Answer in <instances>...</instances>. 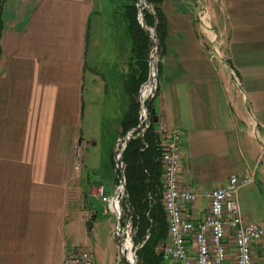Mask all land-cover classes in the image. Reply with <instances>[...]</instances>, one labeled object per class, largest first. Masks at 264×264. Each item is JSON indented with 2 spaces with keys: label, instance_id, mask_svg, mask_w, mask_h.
Wrapping results in <instances>:
<instances>
[{
  "label": "crops",
  "instance_id": "0c3cea01",
  "mask_svg": "<svg viewBox=\"0 0 264 264\" xmlns=\"http://www.w3.org/2000/svg\"><path fill=\"white\" fill-rule=\"evenodd\" d=\"M203 5L162 1L167 32L155 98L157 140L163 144L172 131H181L180 183L198 196L184 210L188 219H205L208 190L227 185L231 175H250L253 183L237 194L241 216L245 224H261L264 0H203ZM102 9L103 0L2 2L0 264H64L72 252L61 228L71 182L79 177L76 143L86 68L100 61L89 55L91 22ZM131 56L130 40L121 39L107 75L91 78H99L107 94L100 119L120 126L118 140L129 107L125 81ZM90 191L85 200L102 202Z\"/></svg>",
  "mask_w": 264,
  "mask_h": 264
},
{
  "label": "rangeland",
  "instance_id": "374dc122",
  "mask_svg": "<svg viewBox=\"0 0 264 264\" xmlns=\"http://www.w3.org/2000/svg\"><path fill=\"white\" fill-rule=\"evenodd\" d=\"M3 1L4 0H2V2ZM198 1L200 6L204 8L203 0ZM126 4L128 3L119 0H103V9L98 11L100 14L96 12L92 17L90 35L94 37H91L89 55L91 57L95 56V58L100 61L97 65L89 62L86 68L87 77L83 92V122L79 129L76 143L78 154L80 155L76 160L78 166L77 174L79 177H75L74 181L71 182L66 214L67 219L66 223L63 224L61 228V234L65 239L69 252L72 251L73 253H77L81 250L89 251L92 255L94 264H130L129 261L120 254L119 243L115 239L117 216L111 212L108 204H103L95 199L85 200L84 198L86 192H89L92 187L98 185H103L107 193L114 192L115 194L121 183L120 171L122 170L125 173L122 157L119 166H116V158L123 143V141L121 143L120 140L124 138L122 137L118 140L120 126L115 123L113 124L111 121H107V119H100V116L106 115L105 112L99 110L101 108V103H103L104 96L107 97V94L105 93L104 95L102 83L99 78L103 80V77L107 73V67L112 65L110 62L112 58L109 57H112L115 44L119 43L121 39H124L125 43L130 40L131 43L126 27ZM138 6L139 0L136 2V7L138 10V19L140 20ZM141 6L142 9L153 13V8L148 3V0L147 6L149 9L145 8V4ZM99 16L101 18H99ZM205 18L206 17L203 18V21H205ZM97 20H99V22H96ZM97 23L100 24L97 25ZM147 28L155 38H158L156 27L147 26ZM96 39L97 43L95 44ZM112 43L113 46L107 48V45ZM152 43L153 48L150 56L155 51V44L153 41ZM161 57L160 48L158 52V65ZM117 67V65H114V68ZM114 71L115 73L118 72L117 69ZM94 73L99 77H96V81H92L93 79H91ZM158 75L155 91L151 93L144 102L146 107H148V102L150 100L152 102L157 95L159 85ZM147 91L148 88L145 87L143 89V97L146 95ZM150 123L151 117L150 121L145 123L142 128L149 127ZM74 186L78 187V191L72 190ZM124 199V210L121 215L120 229L121 231L123 230L122 228H124L126 221H131L132 228L128 235L132 246L131 252L125 251V255L128 256L130 260L134 253H136L135 264H137V251L141 248L142 243L136 244L135 242L138 228L135 227L134 224L136 216L133 207L130 206L131 204L128 201L127 192ZM130 207L132 211L128 210ZM93 215H95V217H93ZM89 223H91V225ZM90 227L92 228L90 229ZM148 238L149 236L146 237V239ZM74 245H78V247L75 249L72 248Z\"/></svg>",
  "mask_w": 264,
  "mask_h": 264
},
{
  "label": "built area",
  "instance_id": "2783aa9c",
  "mask_svg": "<svg viewBox=\"0 0 264 264\" xmlns=\"http://www.w3.org/2000/svg\"><path fill=\"white\" fill-rule=\"evenodd\" d=\"M162 148L163 204L168 221L163 264H264V223L245 224L237 198L241 187L253 183V176L231 175L227 185L208 190L205 196L209 199V212L204 220L195 223L184 213L185 208L197 202L198 196L180 183L181 131H172ZM105 190L103 185L94 186L90 194L108 203L111 212L118 216L120 203L124 210L125 195L117 194L122 187L111 198ZM122 229L128 241L131 221H126ZM64 264L94 262L89 251L81 250L70 253Z\"/></svg>",
  "mask_w": 264,
  "mask_h": 264
},
{
  "label": "trees",
  "instance_id": "16d2710c",
  "mask_svg": "<svg viewBox=\"0 0 264 264\" xmlns=\"http://www.w3.org/2000/svg\"><path fill=\"white\" fill-rule=\"evenodd\" d=\"M127 2L126 19L131 39V62L129 76L125 81V89L129 97V107L121 126L122 137L140 124L141 104L139 91L149 78L150 53L153 43L143 30L138 19L137 0H119ZM163 0H148L153 13L144 10L146 24L156 27L160 40L161 54L164 53L167 19L162 11ZM2 0H0L1 12ZM2 25L0 21V35ZM159 77L161 58L159 61ZM157 96V95H156ZM155 96V98H156ZM155 98L148 102L151 123L145 133L141 130L132 134L127 148L122 155L126 177V192L128 201L136 216L134 224L137 227L136 244H141L137 251V264H163V247L168 239V221L164 209V185L162 181L163 148L157 140V124L153 117L157 115ZM91 225V223H89ZM123 225V221H122ZM92 227H90L91 229ZM149 236L148 239L146 237ZM144 243V244H143Z\"/></svg>",
  "mask_w": 264,
  "mask_h": 264
},
{
  "label": "water",
  "instance_id": "95a60500",
  "mask_svg": "<svg viewBox=\"0 0 264 264\" xmlns=\"http://www.w3.org/2000/svg\"><path fill=\"white\" fill-rule=\"evenodd\" d=\"M142 4H145V8L149 9V7L147 6V0H139V6H138V9H139V12L140 14H142V18L140 19V23H141V26L143 28V30L145 31V33L148 35V37L154 42L155 44V51L153 52V54L150 56V73H149V79L148 81L143 84L140 88V91H139V101L141 103V122H140V125L135 128V129H131L130 131H128L126 133V135L124 136V138L122 139L123 140V146L119 152V155H117V158H116V166H119V163H120V160H121V157L124 153V151L126 150L127 148V145H128V142L129 140L131 139V136L134 132L136 131H139V130H142V127L145 123L149 122L150 121V116H149V110H148V107L145 106V101H143L142 99V90L143 88L146 86V85H149L151 86V93H153L156 89V86H157V75H158V52H159V49H160V40L156 37H154L151 32L149 31V29L147 28L146 26V15L144 13V9H142ZM151 102V100L149 101ZM153 121L155 123H158L159 122V119H158V116H154L153 117ZM148 128V127H147ZM147 128L144 129L143 133L146 132ZM157 139L159 140L160 139V135H157ZM120 174H121V183L119 185V188L118 190L122 187V191L118 192L117 194H122V195H125L126 194V177H125V173L121 170L120 171ZM119 208H120V212L118 213V216H117V221H116V230H115V239L118 241L119 243V250H120V254L122 256H124L130 264H135V259H136V253H134L133 257H132V260L130 261L128 256L125 255V236L121 233V229H120V225H121V215H122V205L121 203L119 204Z\"/></svg>",
  "mask_w": 264,
  "mask_h": 264
},
{
  "label": "bare ground",
  "instance_id": "6f19581e",
  "mask_svg": "<svg viewBox=\"0 0 264 264\" xmlns=\"http://www.w3.org/2000/svg\"><path fill=\"white\" fill-rule=\"evenodd\" d=\"M140 18H142V14H140ZM145 87H147L148 88V91H147V93H146V95L143 97V90H142V99H143V101H146V99L149 97V95L151 94V86H149V85H146ZM144 87V88H145ZM143 88V89H144ZM126 242H125V251H128L129 253L131 252V248H132V246H131V243H130V241L128 240H125ZM132 260V258L130 259V261Z\"/></svg>",
  "mask_w": 264,
  "mask_h": 264
}]
</instances>
